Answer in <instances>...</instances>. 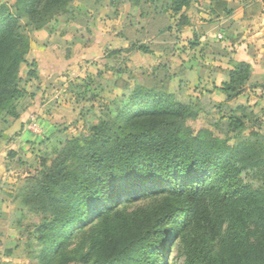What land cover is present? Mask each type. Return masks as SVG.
Listing matches in <instances>:
<instances>
[{
  "label": "trees",
  "instance_id": "16d2710c",
  "mask_svg": "<svg viewBox=\"0 0 264 264\" xmlns=\"http://www.w3.org/2000/svg\"><path fill=\"white\" fill-rule=\"evenodd\" d=\"M76 1L95 9L120 0H16L12 9L0 4V115L17 119L28 97L19 75L29 50L25 29L41 28ZM126 1L141 18L157 22L162 35L172 29L168 19L178 16L179 27L186 21L182 12L197 0ZM207 1L213 17L234 10L233 0ZM138 49L148 52L144 45ZM249 72L247 63L235 64L216 90L235 99ZM159 76L150 74L148 84H124L115 111L107 108L87 136L45 155L35 175L24 179L18 209L36 219V264L59 258L60 264H162L172 239L183 246V264H264V144L232 142L247 115L212 121L215 131H194L189 122L200 107L174 100L168 77ZM148 197L161 200L149 209L121 210ZM91 225L87 251L79 259L66 256L70 240Z\"/></svg>",
  "mask_w": 264,
  "mask_h": 264
},
{
  "label": "rangeland",
  "instance_id": "374dc122",
  "mask_svg": "<svg viewBox=\"0 0 264 264\" xmlns=\"http://www.w3.org/2000/svg\"><path fill=\"white\" fill-rule=\"evenodd\" d=\"M15 2L0 0L11 9ZM233 3L230 15L213 17L208 13V1L197 0L182 12L186 21L177 27L178 16L170 17L172 29L162 35H158L157 22L141 18L139 10L126 0L112 5L104 1L95 9L70 2L66 13L54 15L39 29H25L29 50L19 75L28 97L17 109L24 113L23 122L19 114L17 119L0 115V264L37 263L35 256L41 245L34 238L36 219L30 211L18 209L17 193L24 179L35 175L45 155L51 158L67 140L87 136L90 126L107 108L115 111L119 98L126 93L121 90L124 84H148L150 74H165L168 93L174 100L200 107L198 118L189 122L194 131H215L212 121L224 123L231 115H247L245 128L233 133L232 142L264 144V80H250L249 72L244 92L231 101L216 90L233 69L226 70L232 50H264L258 35L264 30V0ZM139 45L146 46L148 52L138 49ZM160 45L172 51L163 52ZM113 51L119 53L110 55ZM260 59L264 57L256 61ZM262 69L255 66V79ZM30 70L35 72L32 78L27 76ZM46 97L52 112L44 114L38 103ZM38 118L58 125V133L42 136L39 142L21 143L19 128L38 130ZM160 200L141 198L123 205L121 210L128 213L149 209ZM93 230L91 225L79 231L64 254L79 259L87 251ZM183 252L182 244L172 239L162 264H183ZM59 260L54 264H60ZM68 264L82 263L77 260Z\"/></svg>",
  "mask_w": 264,
  "mask_h": 264
},
{
  "label": "crops",
  "instance_id": "0c3cea01",
  "mask_svg": "<svg viewBox=\"0 0 264 264\" xmlns=\"http://www.w3.org/2000/svg\"><path fill=\"white\" fill-rule=\"evenodd\" d=\"M260 34V35H259ZM259 37V42H261L262 44H264V30L261 31L260 33H258ZM231 50V49H230ZM234 53V54H233ZM259 58H263L264 57V50H259L258 52H253L251 49L247 50L245 47L243 48H239L236 47V49H234V51L232 50V54L229 53V57L230 59L228 60V66L226 70H231L233 68V66L237 63H247L249 65V71H250V80H255L257 82H262L264 80V59H260L258 60L259 62H257V57ZM260 63V64H259ZM258 68V66H260L261 68L263 67V69L260 71V74L256 76L257 79H255L253 76V69ZM227 73V71L225 72V74ZM224 81H226V77L224 79ZM223 81V82H224ZM221 95V93H220ZM49 99L42 100L41 102L38 103V106L40 105V107H42L43 113H47L49 111ZM48 107V109H47ZM52 111H49V113H51ZM19 114V118L21 120V122H23L22 119V115L24 113L18 111ZM38 121H36V127L38 128V130H34V128L28 132L26 129H24L22 126L19 128V130L21 132L18 133V136L21 140V143H24L22 141H27V142H32V141H36L39 142L40 139L42 138V136H46V138L54 133L59 131V127L56 124H52L50 123V121H40L39 118L37 119ZM14 122V121H13ZM55 123L58 122V120L54 121ZM60 134V133H59ZM61 136H64L65 138V134H60ZM42 140V139H41ZM22 146V145H21Z\"/></svg>",
  "mask_w": 264,
  "mask_h": 264
}]
</instances>
